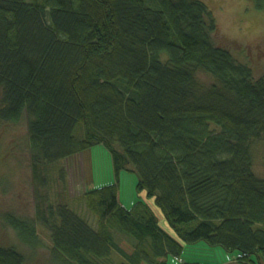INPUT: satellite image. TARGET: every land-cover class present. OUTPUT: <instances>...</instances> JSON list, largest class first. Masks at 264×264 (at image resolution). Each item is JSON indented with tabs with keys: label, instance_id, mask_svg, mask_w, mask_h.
Returning <instances> with one entry per match:
<instances>
[{
	"label": "trees",
	"instance_id": "16d2710c",
	"mask_svg": "<svg viewBox=\"0 0 264 264\" xmlns=\"http://www.w3.org/2000/svg\"><path fill=\"white\" fill-rule=\"evenodd\" d=\"M217 29L200 0H0V123L27 120L37 202L8 217L26 244L41 224L63 264H202L181 258L199 242L264 264V72ZM100 144L117 183L83 195L95 228L52 202L50 166ZM122 171L138 177L131 207ZM25 263L0 244V264Z\"/></svg>",
	"mask_w": 264,
	"mask_h": 264
},
{
	"label": "rangeland",
	"instance_id": "374dc122",
	"mask_svg": "<svg viewBox=\"0 0 264 264\" xmlns=\"http://www.w3.org/2000/svg\"><path fill=\"white\" fill-rule=\"evenodd\" d=\"M213 12L217 22L214 39L231 49L235 57L248 63L255 74L264 72V10L254 0H200ZM261 2L264 3V0ZM254 171L264 177V140L253 148ZM91 155V156H90ZM91 160L92 176L89 163ZM65 171V179L61 178ZM51 200L68 204L93 227L98 216L86 206L83 195L88 190L117 183L111 151L104 144L93 146L91 154H77L69 160L50 166ZM120 196L126 207L138 197V177L130 171L120 173ZM35 187L28 146L27 120L18 124L0 123V244L15 245L25 256V264H63L55 254L49 230L38 225V244H26L9 223L8 217L35 218ZM156 208V207H155ZM160 221L165 220L158 211ZM165 227L168 229L167 224ZM184 262L202 264H240L236 253L205 242L188 245L181 255ZM168 264H183L170 257Z\"/></svg>",
	"mask_w": 264,
	"mask_h": 264
},
{
	"label": "crops",
	"instance_id": "0c3cea01",
	"mask_svg": "<svg viewBox=\"0 0 264 264\" xmlns=\"http://www.w3.org/2000/svg\"><path fill=\"white\" fill-rule=\"evenodd\" d=\"M90 154H91V151H90ZM91 156V155H90ZM90 172H91V177H92V179H93V176H92V165H91V160H90ZM94 188V187H93ZM227 264V263H226Z\"/></svg>",
	"mask_w": 264,
	"mask_h": 264
},
{
	"label": "built area",
	"instance_id": "2783aa9c",
	"mask_svg": "<svg viewBox=\"0 0 264 264\" xmlns=\"http://www.w3.org/2000/svg\"><path fill=\"white\" fill-rule=\"evenodd\" d=\"M237 257H240V256H237Z\"/></svg>",
	"mask_w": 264,
	"mask_h": 264
}]
</instances>
